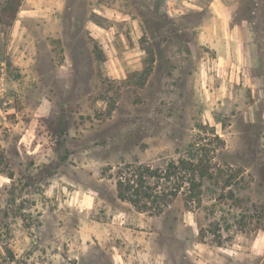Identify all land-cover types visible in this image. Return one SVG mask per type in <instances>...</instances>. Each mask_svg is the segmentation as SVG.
I'll return each mask as SVG.
<instances>
[{
    "label": "rangeland",
    "instance_id": "1",
    "mask_svg": "<svg viewBox=\"0 0 264 264\" xmlns=\"http://www.w3.org/2000/svg\"><path fill=\"white\" fill-rule=\"evenodd\" d=\"M8 21L0 264H264V0H20ZM191 154L211 175L171 223L116 197L124 165Z\"/></svg>",
    "mask_w": 264,
    "mask_h": 264
},
{
    "label": "trees",
    "instance_id": "2",
    "mask_svg": "<svg viewBox=\"0 0 264 264\" xmlns=\"http://www.w3.org/2000/svg\"><path fill=\"white\" fill-rule=\"evenodd\" d=\"M19 4L20 0H6L1 8L0 19H3V15L9 16L7 23L10 24L16 16ZM193 158L194 155L191 154L189 158L180 157L176 161L172 160L167 163L164 172L148 166L124 165L127 170L119 175L115 184L116 197L152 215L163 213L166 220L171 223L175 220L173 214L176 210L172 206L173 200L179 194L184 195L183 203L188 208L189 200L194 201L195 197L199 199L202 180L211 175L202 161H193ZM152 178H165L166 190L160 192L155 190L156 185L149 182Z\"/></svg>",
    "mask_w": 264,
    "mask_h": 264
}]
</instances>
